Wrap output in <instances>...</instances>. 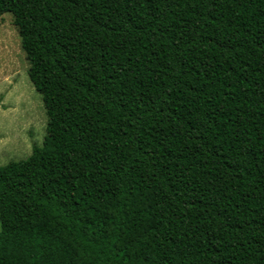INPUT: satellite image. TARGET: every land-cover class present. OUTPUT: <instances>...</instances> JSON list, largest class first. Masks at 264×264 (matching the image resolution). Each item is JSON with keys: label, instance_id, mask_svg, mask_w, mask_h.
Here are the masks:
<instances>
[{"label": "trees", "instance_id": "1", "mask_svg": "<svg viewBox=\"0 0 264 264\" xmlns=\"http://www.w3.org/2000/svg\"><path fill=\"white\" fill-rule=\"evenodd\" d=\"M47 135L0 167V264H264V0H0Z\"/></svg>", "mask_w": 264, "mask_h": 264}, {"label": "rangeland", "instance_id": "2", "mask_svg": "<svg viewBox=\"0 0 264 264\" xmlns=\"http://www.w3.org/2000/svg\"><path fill=\"white\" fill-rule=\"evenodd\" d=\"M28 70L14 17L5 14L0 17V167L27 159L47 135L46 109Z\"/></svg>", "mask_w": 264, "mask_h": 264}]
</instances>
